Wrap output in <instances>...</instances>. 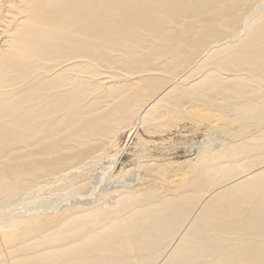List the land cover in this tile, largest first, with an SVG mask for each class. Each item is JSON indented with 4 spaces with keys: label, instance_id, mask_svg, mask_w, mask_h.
Returning a JSON list of instances; mask_svg holds the SVG:
<instances>
[{
    "label": "bare ground",
    "instance_id": "obj_1",
    "mask_svg": "<svg viewBox=\"0 0 264 264\" xmlns=\"http://www.w3.org/2000/svg\"><path fill=\"white\" fill-rule=\"evenodd\" d=\"M158 120L230 142L10 213ZM0 264H264V0H0Z\"/></svg>",
    "mask_w": 264,
    "mask_h": 264
},
{
    "label": "rangeland",
    "instance_id": "obj_2",
    "mask_svg": "<svg viewBox=\"0 0 264 264\" xmlns=\"http://www.w3.org/2000/svg\"><path fill=\"white\" fill-rule=\"evenodd\" d=\"M210 123V121L196 123L192 120H181L175 122L174 125H165V121L158 120L156 124L152 123L155 129L151 124L121 131L105 149V156L81 167L80 171L69 174L66 176L68 179L65 177L66 181L63 180L39 190L32 205L30 199L23 198L19 202L16 201L11 207L10 213H17L14 214L16 216L29 215L30 209L35 208L41 202L61 201V198L68 197L69 199L64 202L65 206L69 204L82 206L85 202L97 203L101 198L108 194L113 195L116 191L123 190L124 187L138 189L140 188L139 184L144 187L145 183L150 184V179L146 176L147 167L153 165L175 167L179 165L182 169L184 165L198 160L202 146L218 150V148L216 149L218 145L230 142V139L225 138L222 132L214 133L213 125ZM162 125H165L166 128L164 126L163 128ZM182 173L179 171L177 175L181 176ZM134 179L135 181H133ZM73 191L79 195L72 196ZM199 207L198 205L195 209L197 210Z\"/></svg>",
    "mask_w": 264,
    "mask_h": 264
}]
</instances>
